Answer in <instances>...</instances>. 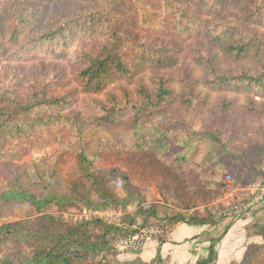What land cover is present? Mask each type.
Returning <instances> with one entry per match:
<instances>
[{"label": "trees", "instance_id": "1", "mask_svg": "<svg viewBox=\"0 0 264 264\" xmlns=\"http://www.w3.org/2000/svg\"><path fill=\"white\" fill-rule=\"evenodd\" d=\"M123 109L145 130L109 150H85L86 132ZM160 117L182 128L198 123L195 133L212 143L200 162L166 155L180 135ZM20 151L47 153L7 159ZM263 160L264 0H0V264H158V256H97L109 234L132 231L140 212L169 230L212 224L198 209L217 197L223 176L236 164L235 179L258 172ZM192 175L202 178L194 187ZM58 176L64 193L54 186ZM148 187L178 211L158 217L145 209ZM80 204L136 210L128 227L57 214ZM27 206L34 215L24 214ZM246 215L245 235L261 242L237 264H264V206ZM214 246L195 264H214Z\"/></svg>", "mask_w": 264, "mask_h": 264}, {"label": "rangeland", "instance_id": "2", "mask_svg": "<svg viewBox=\"0 0 264 264\" xmlns=\"http://www.w3.org/2000/svg\"><path fill=\"white\" fill-rule=\"evenodd\" d=\"M240 97V96H239ZM241 98V97H240ZM78 109H81V105L78 106ZM132 115V112L127 109L123 110H117V111H111L101 122L100 126L93 127L89 131L86 132L85 137L82 140V146L85 150H91L96 148H101L104 150H109L115 146V141L118 138H126L131 139L132 134L134 131H144L145 128L141 125H133L130 122H128V118ZM160 120L163 121L165 124H167L170 128L175 130L179 133L180 139L170 146L168 153L166 154L168 157L171 156L174 153H180L183 156H193L196 162H200L201 159L206 155L208 150L211 148L212 143L208 141L206 138L196 134L195 132L198 130V123L196 121L189 120L187 122V127L184 126L178 127L174 126L172 123H170L168 120H166L163 117H160ZM45 153L42 154H32L27 151H20L17 153H8L7 159L11 162H30L35 157L43 156ZM235 167V165H234ZM240 167L238 164H236V168L234 171H232V179L235 184H241V185H247L252 183H261V179L264 176V160L262 165L260 166V170L258 172L254 171H243L241 175L238 176V178L235 179V174H240ZM246 176V177H245ZM202 178L199 175H192L189 180V186L194 187ZM54 186L62 193L65 192V189L63 187L62 179L60 176L56 177L54 179ZM109 188L117 193L122 192V187L120 183L113 182L109 185ZM148 189V190H147ZM151 189V190H149ZM92 199L95 198V193L91 191ZM158 195V196H156ZM142 196L144 199L143 207L146 209L149 206L155 207L156 214L158 217H164L165 215H172L176 211H178L176 203L165 196H161L158 192H156L152 187H148L143 189ZM156 196V197H155ZM133 207V209H136L135 205H127V206H118V207H111V208H101L104 210H101L105 213L106 219H104L106 222L111 223H119L123 227H128L129 224L125 225L126 221H128V217L131 216L132 213H128L126 211L128 210V207ZM93 208V207H91ZM86 204H80V205H74L67 208H64L63 210L57 212L58 215H61L66 220L73 221L74 218H79L85 215V212H88L90 209ZM200 208V207H199ZM132 209V210H133ZM19 208L16 209L15 213H20ZM119 210V211H118ZM24 214L28 216H32L35 214V210L33 207H24L23 208ZM15 216H10L9 214L5 215L3 217L4 220H10L14 219ZM147 218V217H146ZM148 220V221H146ZM144 223L147 224L153 222L152 219H146ZM142 224H132L131 227L133 229L134 226H139ZM169 229L167 228L166 236L168 234ZM101 232L96 231L92 236V241H95L97 244L100 242V236ZM122 237V236H121ZM114 238L112 235H108L106 239H109V245L105 247L102 254L98 255L97 258H101V256L104 257L107 261L110 263H122L116 261L117 256H124V255H134L139 253H118L114 249V245L117 239L121 238ZM236 238L237 243L241 238L237 239V234L234 236ZM165 240V239H164ZM163 241V240H162ZM162 241H156V240H149L144 244V246L150 242H156L160 243ZM246 243V242H245ZM143 246V247H144ZM141 250V249H140Z\"/></svg>", "mask_w": 264, "mask_h": 264}, {"label": "crops", "instance_id": "3", "mask_svg": "<svg viewBox=\"0 0 264 264\" xmlns=\"http://www.w3.org/2000/svg\"><path fill=\"white\" fill-rule=\"evenodd\" d=\"M261 182L264 183V176ZM146 217V212L138 213L133 218V224L144 223ZM129 218L130 216L125 225L129 224ZM213 220L212 224L205 225L178 223L168 231L162 242H150L139 253L117 256L115 260L122 263L133 260L149 263L158 256V264H195L197 260L207 256L208 246L215 241L214 264H237L249 246L261 242L259 236L245 235L244 227L251 223V216L243 215L233 221L215 218ZM236 234L237 239L241 238L237 243L234 237Z\"/></svg>", "mask_w": 264, "mask_h": 264}, {"label": "built area", "instance_id": "4", "mask_svg": "<svg viewBox=\"0 0 264 264\" xmlns=\"http://www.w3.org/2000/svg\"><path fill=\"white\" fill-rule=\"evenodd\" d=\"M264 206V183H252L247 185L235 184L230 174H225L219 189V194L207 206L198 210L215 219L233 221L251 211ZM128 207V213L136 209ZM101 210L91 208L82 217L74 218L73 221H90L100 219L106 222L105 213ZM119 211V210H118ZM109 225H120L106 222ZM167 226L163 223L151 222L134 226L132 231L117 239L114 249L118 253H137L149 240L162 241L166 238Z\"/></svg>", "mask_w": 264, "mask_h": 264}]
</instances>
